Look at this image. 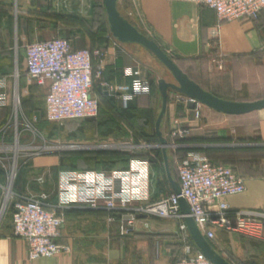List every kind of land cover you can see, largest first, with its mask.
<instances>
[{"label": "crops", "instance_id": "1", "mask_svg": "<svg viewBox=\"0 0 264 264\" xmlns=\"http://www.w3.org/2000/svg\"><path fill=\"white\" fill-rule=\"evenodd\" d=\"M99 7L103 8L105 30L100 31L92 25L93 19L91 23L84 20L91 24L90 27L74 29L67 41L73 50L90 49L103 53V69L93 91L100 101L111 100L118 108V103L128 92L132 80L131 77L124 76L125 68L137 69L142 78L149 80L150 94L130 101L127 107H130L135 119L144 116L151 118L152 122L148 123H152L155 130L160 110L157 81L160 78L166 81L169 79L158 74L157 63L162 64L147 50L137 44L120 43L112 37L103 3ZM57 9L58 0H0V95L5 94V105L0 107V130L4 129L0 133L1 156H6V147L12 142L14 144L16 131L19 133L18 144L25 150L43 145L52 148L53 145H59L58 126L71 123L74 124L66 132L68 140L72 141L70 144L92 149L108 146L105 138L110 137L102 135L97 127V123L105 121L103 111H108L102 105L99 113L101 120L96 117L93 121L74 120L64 122L65 124L47 122L44 118L46 85L27 86L24 73L17 76L14 85L17 92L21 93L23 102L14 104L10 83L13 77V38L26 36L27 43L22 46L20 63L25 57L27 44L44 41H31L27 36L30 28H38L50 34L56 32ZM117 9L122 17L154 41L203 90L228 101L253 102L264 98V10L256 20L226 22L220 20L213 10L185 1L118 0ZM97 62L98 60H93L94 66ZM19 67V70H23L22 62ZM170 79L167 82H173L172 77ZM102 82L112 92L107 94L105 90H99L98 85ZM177 95L172 91L167 93V108L161 131L168 142H172L169 140V132L174 128L184 127L188 130V135L183 140L175 141L178 148H173L172 151L169 149L168 156L173 154L179 157L184 155L182 151H186L184 159L192 154H199L213 163L231 167L245 179V190L226 198L229 212L264 209V110L258 111V120L254 126L244 122L234 124L236 120L246 121L244 117L250 114L233 117L203 105L200 116L194 118L192 110L177 101ZM121 105L124 108L122 102ZM79 121H82L81 131L80 124H76ZM27 123L36 129V137L25 127ZM79 139L85 143L74 142L80 141ZM133 154L139 157L130 159L126 168L116 163L113 170L109 171L104 170L101 163L92 167L91 160L80 162L78 158L71 156L62 159V156L51 150L26 160L24 165L22 163L25 158L22 155V168L17 172L12 186L14 197L5 209H2L5 174L0 169V264H174L181 259L183 246L176 220L139 217L132 232L120 237L117 217L109 220L112 215L105 210L91 209L82 204L57 209V213L64 219L57 242L69 246V253L30 261L27 242L13 235V204L44 193L47 195L48 206H57L60 172L121 171L135 163L147 172L148 196L133 205L153 203L170 194L172 189L165 173V195L154 194L155 159L152 155L145 152ZM176 159L178 158L174 157L173 160ZM254 165H257L255 169ZM71 166L75 169H70ZM49 172H55L51 192L44 190L37 181L41 176L44 179L50 177ZM172 176L177 182L176 176ZM212 230L214 238L206 240L230 264H264L263 226L254 224L248 233L219 226L212 227ZM193 246L198 250L194 243Z\"/></svg>", "mask_w": 264, "mask_h": 264}, {"label": "built area", "instance_id": "2", "mask_svg": "<svg viewBox=\"0 0 264 264\" xmlns=\"http://www.w3.org/2000/svg\"><path fill=\"white\" fill-rule=\"evenodd\" d=\"M204 6L213 10L220 20L226 22L256 20L264 10V0H175ZM99 50H73L68 41L53 38L33 42L25 47L23 73L26 85H46L44 118L47 122L61 124L68 121L94 119L98 116L99 100L93 94L94 84L99 80L103 69ZM98 60L94 66L93 60ZM221 68V64L218 63ZM124 76L131 77L128 92L121 97L124 108L140 96L149 95L151 84L141 77L140 71L125 68ZM99 90L112 92L105 83H99ZM26 92V89L24 90ZM15 105L20 102L17 89L12 94ZM177 101L191 109L194 118L200 116V103L177 95ZM5 105V94L0 95V107ZM34 137L37 131L29 123L25 124ZM4 129L0 130L3 133ZM188 130L177 127L169 132L170 149L178 148L176 140L187 137ZM19 133L16 131L13 147L22 153L23 165L26 160L50 151L51 147L27 148L18 144ZM7 150V148H6ZM6 156L0 155V169L5 174L4 187L6 195L2 209L12 196L7 189L16 178L15 161L6 165ZM176 178L180 194L173 192L153 203L133 205L134 202L147 198L148 176L139 164H133L126 170L98 172L94 170L64 171L58 177V202L54 207L46 203L47 195L31 196L13 204V235L28 244V259L50 258L70 252V247L57 242L64 225L63 216L57 213L58 208L73 204L86 205L91 209H103L109 214V220L118 218V234L129 235L139 217L153 216L161 219H173L178 222V232L183 242V256L174 264H213L193 243L184 216L180 211L179 199H183L191 217L208 240L214 238L212 227L219 226L228 230L248 233L254 224L264 227V209L259 211L239 210L229 212L226 203L228 196L240 194L245 190V179L227 165L213 163L199 154H192L188 159L177 161ZM37 181L42 184L44 176ZM9 198V199H8ZM1 209V210H2Z\"/></svg>", "mask_w": 264, "mask_h": 264}, {"label": "rangeland", "instance_id": "3", "mask_svg": "<svg viewBox=\"0 0 264 264\" xmlns=\"http://www.w3.org/2000/svg\"><path fill=\"white\" fill-rule=\"evenodd\" d=\"M100 5H102L101 0H58L57 13L59 16V20H58L56 32H53L52 34H50L49 32L41 31V29H38V28H36L35 30L30 28L29 31L27 32V36L30 37L31 41L51 39L53 37L63 38L67 41L69 40V36L72 35L74 29L76 30L79 27V26L77 27V25L74 24V21L72 19L81 20L83 22L87 20L86 22L91 23L92 19L95 16L93 13L94 12L93 9ZM99 15H101V20L103 21V19L105 18L104 14L101 12V14ZM96 16H98V14H96ZM85 25L87 27H90L91 24L86 23ZM25 37L26 36H22V37L16 36L15 38H13L14 45L11 50L13 77L11 78V81H10L12 93L14 90H16V88H14V85H15L17 76L23 73L22 69L19 70L20 63L22 62L23 64V61H22L23 59L21 60L20 63H19V59L21 57V52L23 50L22 46L27 43V40ZM157 64H158L157 65L158 69L157 68L156 69L158 70V74L161 77H165L166 79L171 80L170 79L171 76L169 72L164 68V66L160 65L159 63ZM20 102L22 103L21 97H20ZM118 104L119 105L117 109H119L118 110L119 112L112 110V111H107V112L103 111L102 113V115L106 116L103 120L105 121L110 120L113 123L112 128H114V129H111V132L113 133V135L109 139L105 138L106 139L105 142L108 143V146L106 148L92 149V148H85L81 146L77 147L75 145L70 144L69 142H72V141L68 140L66 132L67 130L70 129V127H72V124H74V123H71L70 125H59L58 126L57 129L59 133V145H53V147L50 148V150L53 151V153L55 154H59L60 156H65V157L71 156L72 158H78L80 162H82V160L84 161L91 160L93 162L91 164L93 165L92 167H96L99 164V162H102V161H99L101 160L100 159L101 157H97L98 158L97 159L96 157L93 156L96 152L105 151V152H115V153H126L129 155L135 152H145V154L147 155L151 154L152 158L155 159L154 160V166H155L154 194L155 196H164L165 193L163 192L164 191L163 182L165 180V174H164L165 172L163 169V162L161 159V150H160V147L158 146V143L151 142L152 140L150 138L151 137L150 130L152 129V123L149 124L148 122L149 121L152 122V119L148 118L147 116L146 117L144 116L138 119L128 118L126 115L121 113L122 112L121 102H119ZM202 108L203 107L201 106L200 112ZM257 114H258V111L250 113V115H247L244 117L246 121L236 120L234 121V124H237V123L242 124V122H244L246 124H250L254 126L256 125V122L258 120ZM97 118L98 120H101L100 114L97 116ZM78 123L80 124V131H81L82 121L76 122V124ZM61 124H65V123H61ZM12 129H13V126H12ZM78 130L79 129H77L76 131L78 132ZM79 140L80 141H74V142L80 143V144L85 143L83 140L81 139ZM6 148H7L6 165L8 163L12 165V162H13L12 160H14L16 162L15 166L18 172L19 169L22 168V164H21L23 161L22 153L14 149L13 142L12 144L8 145ZM177 161L178 159L172 160L170 163V170L173 175L175 174V168H176ZM117 163H119L118 165L123 166L122 161L117 162ZM254 166L255 167L253 169L257 167V165H254ZM49 174H50V177H46L44 179L45 182L44 184L42 183V186L44 190L51 192L53 188V184H54L53 180L55 178V172L54 173L49 172ZM13 183L10 186V193L8 194V196L13 195V192H12ZM6 186H8V183H5V187ZM5 195H6V190H4V197ZM9 202H11V199L9 200ZM6 205L7 204H5L3 209H5ZM179 239H180V235H179ZM188 241L192 242L190 237L188 238ZM180 243L183 246V242L181 241V239H180Z\"/></svg>", "mask_w": 264, "mask_h": 264}, {"label": "water", "instance_id": "4", "mask_svg": "<svg viewBox=\"0 0 264 264\" xmlns=\"http://www.w3.org/2000/svg\"><path fill=\"white\" fill-rule=\"evenodd\" d=\"M117 2L118 0H102L107 24L112 37L120 43L137 44L147 50L166 68L173 80V82H167L165 79L160 78L157 81L160 110L155 121V133L158 139V146L161 150L167 180L171 186L172 192L178 195L180 194V188L178 183L174 181L170 170L168 156L170 144L161 131V123L167 108L168 91L192 99L207 108L228 116H241L264 110V98L253 102L228 101L203 90L198 84L190 80L154 41L147 38L127 19L121 16L117 9ZM189 108L192 109L193 105H190ZM179 206L181 213L185 215L183 221L196 248L213 264H230L211 247L206 238L198 230L193 219L188 215L189 209L183 199H179Z\"/></svg>", "mask_w": 264, "mask_h": 264}, {"label": "trees", "instance_id": "5", "mask_svg": "<svg viewBox=\"0 0 264 264\" xmlns=\"http://www.w3.org/2000/svg\"><path fill=\"white\" fill-rule=\"evenodd\" d=\"M93 11H94L93 13H94L95 16L93 18L92 25H94L95 27H98V29L100 31H104L105 30V28H104V22L101 20V15H99V14H101V12L103 13V8L98 6V7H95L93 9ZM96 14H98V16H96ZM56 19L59 20V16H57ZM72 20L74 21V24L77 25V27L79 26V28L80 27L81 28H87V26L85 25V23L83 21H81V20H75V19H72ZM141 97H143V96H141ZM135 99H137V98H135ZM98 100H99V111H98V114L100 113L102 106H104L105 108H107L108 111H112V110L118 111L119 110V109H117L114 106V103L111 100H102V101H100L99 98H98ZM121 109H122V112L121 113H123L124 115H126L128 118H132V119L134 118V114L130 111V107L121 108ZM95 119L96 118H94V119H84V121H93ZM112 124L113 123L109 120V121H105V122H102V123L97 124V127L100 128V133L102 135L104 134L105 136L111 137L113 135V133L111 132V129H114V128H112ZM150 131H151L150 132V134H151L150 135L151 136L150 138L152 140L151 142L158 143V139H157V136H156V133H155L154 128L152 127V129ZM262 151L263 150H261V152ZM185 152L186 151H184V152L182 151V153H184V155H182V156L179 155V157L177 155H173V154L172 155H169V162L171 163V161L174 159V157H177L179 161L183 160L184 157H185ZM93 156L96 157V158L97 157H101V161L102 162H99V163L102 164V168L104 170H106V171L113 170L114 165L117 162H120V161L123 162V166L122 167L123 168H126L127 167V164H128V161L130 159L139 157V156H137L135 154H133V155L130 154L129 155V154H126V153H115V152H105V151L104 152H96ZM64 157L65 156H62V159ZM70 169H75V168H73V166H71ZM163 169H164V166H163ZM174 175L176 176V171H175V174ZM167 195H169V194H167Z\"/></svg>", "mask_w": 264, "mask_h": 264}, {"label": "bare ground", "instance_id": "6", "mask_svg": "<svg viewBox=\"0 0 264 264\" xmlns=\"http://www.w3.org/2000/svg\"><path fill=\"white\" fill-rule=\"evenodd\" d=\"M10 193V188L7 189V195Z\"/></svg>", "mask_w": 264, "mask_h": 264}]
</instances>
